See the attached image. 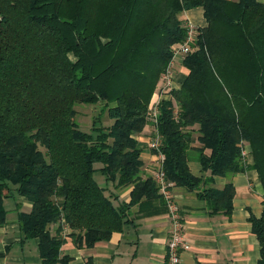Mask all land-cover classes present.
Masks as SVG:
<instances>
[{"label": "trees", "instance_id": "16d2710c", "mask_svg": "<svg viewBox=\"0 0 264 264\" xmlns=\"http://www.w3.org/2000/svg\"><path fill=\"white\" fill-rule=\"evenodd\" d=\"M196 8L206 26L196 28L182 58L187 77L155 123L156 94L188 36L184 13ZM81 104L102 107L112 123L99 116L82 130ZM148 126L150 141L155 130L163 137L168 180L197 191L211 214H231L237 174L255 169L264 188V3L0 0V226L6 199L28 200L21 230L39 239L45 264H69L60 253L65 227L78 248H91L121 233L141 200H162L137 138ZM217 177L228 180L222 189ZM130 186L131 201L116 206L117 191ZM252 224L264 264V213Z\"/></svg>", "mask_w": 264, "mask_h": 264}, {"label": "crops", "instance_id": "0c3cea01", "mask_svg": "<svg viewBox=\"0 0 264 264\" xmlns=\"http://www.w3.org/2000/svg\"><path fill=\"white\" fill-rule=\"evenodd\" d=\"M260 1L264 3V0ZM184 18L197 28L206 26L203 8L185 12ZM176 60L180 64L172 71L175 89H179L187 77V70L182 65V58ZM148 127L149 132L137 137L144 149L146 177L152 176L157 167L156 156L149 148L153 126ZM246 150L248 162L253 163L250 146ZM189 165L195 175L205 178L206 173L199 162L191 161ZM231 181L236 190L229 215L211 214L207 202L198 197L197 191L174 186L175 198L185 221L187 243L181 264H262V246L252 219H260L264 213L263 185L255 169L237 174ZM227 182L226 178L217 177L214 186L222 189ZM132 191V186L117 191L116 206L129 203ZM11 199H14V206L11 205L9 210L6 208L7 221L0 226V264H45L40 255L39 239L28 238L19 221V212H30L32 204L18 196ZM129 218L130 223L121 233H115L111 239L91 248H78L69 236L70 230L65 227L61 256L69 257V264H164L171 225L164 202L157 197L144 198L130 209ZM51 230L54 232L57 226H52Z\"/></svg>", "mask_w": 264, "mask_h": 264}, {"label": "built area", "instance_id": "2783aa9c", "mask_svg": "<svg viewBox=\"0 0 264 264\" xmlns=\"http://www.w3.org/2000/svg\"><path fill=\"white\" fill-rule=\"evenodd\" d=\"M188 36L186 40L174 50L173 59L167 72L163 76V86L159 94V98L155 101L152 108L151 118L157 123L159 106L161 102L168 99L169 92L175 89V77L172 71L173 63L178 58H183L192 50V46L197 40L196 26L192 23H187ZM163 145V137L158 130H155L154 136L150 141V149L156 156L157 169L154 172V178L159 188V194L167 207L170 219V236L167 246V254L164 264H181L182 252L186 248L185 240V221L182 210L178 205L175 194L174 184L168 180L164 169L165 155L161 151ZM242 155L247 159L248 152L243 150Z\"/></svg>", "mask_w": 264, "mask_h": 264}, {"label": "rangeland", "instance_id": "374dc122", "mask_svg": "<svg viewBox=\"0 0 264 264\" xmlns=\"http://www.w3.org/2000/svg\"><path fill=\"white\" fill-rule=\"evenodd\" d=\"M174 63L175 64L172 67L173 69L176 68V64H180L178 60ZM76 110L78 111L77 122L80 124L82 130L90 131L92 129L93 121L99 116H101L100 120L103 125L108 126L112 123V119L109 115L107 113L102 114V107H99L98 105L81 104L76 106ZM147 132H149V127L144 130L143 134ZM100 166V164L96 165L98 168ZM95 178L100 184H105V178L100 172H96ZM11 205L14 206V199H6L5 207L9 210Z\"/></svg>", "mask_w": 264, "mask_h": 264}]
</instances>
